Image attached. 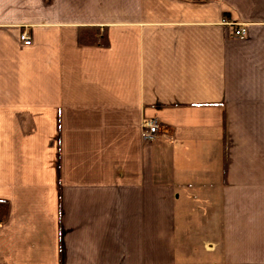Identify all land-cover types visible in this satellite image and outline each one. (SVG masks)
<instances>
[{"label": "crops", "instance_id": "1", "mask_svg": "<svg viewBox=\"0 0 264 264\" xmlns=\"http://www.w3.org/2000/svg\"><path fill=\"white\" fill-rule=\"evenodd\" d=\"M0 201V264H264V0H0Z\"/></svg>", "mask_w": 264, "mask_h": 264}, {"label": "built area", "instance_id": "2", "mask_svg": "<svg viewBox=\"0 0 264 264\" xmlns=\"http://www.w3.org/2000/svg\"><path fill=\"white\" fill-rule=\"evenodd\" d=\"M246 34V29L244 27L235 28L234 35L244 36ZM20 40L23 42V45L29 46L31 41L29 40L26 34L20 35ZM143 139L152 140L155 138H160L163 135L162 127L160 123L156 120H148L143 123ZM166 136V135H165Z\"/></svg>", "mask_w": 264, "mask_h": 264}, {"label": "trees", "instance_id": "3", "mask_svg": "<svg viewBox=\"0 0 264 264\" xmlns=\"http://www.w3.org/2000/svg\"><path fill=\"white\" fill-rule=\"evenodd\" d=\"M188 1H203V0H188ZM88 31V32H87ZM106 38L103 34H99L96 28L83 29L79 34V41L83 44L91 45H106ZM7 213V205L4 201H0V220H3Z\"/></svg>", "mask_w": 264, "mask_h": 264}]
</instances>
